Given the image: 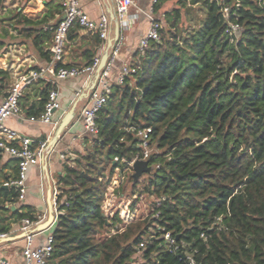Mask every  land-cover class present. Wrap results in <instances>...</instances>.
Segmentation results:
<instances>
[{
	"label": "trees",
	"instance_id": "16d2710c",
	"mask_svg": "<svg viewBox=\"0 0 264 264\" xmlns=\"http://www.w3.org/2000/svg\"><path fill=\"white\" fill-rule=\"evenodd\" d=\"M54 3L36 25L61 12ZM177 5L164 15L160 39L137 53L136 72L113 85L90 147L75 166L66 162L58 178L49 264H139L137 257L141 264H264V0ZM195 9L198 17L185 20ZM232 24L237 32H230ZM54 29L34 32L48 59ZM89 32L101 42L98 30ZM3 45L0 40V50ZM87 54L85 66L95 60ZM7 78L0 68V87ZM52 89L46 86L29 116L43 111ZM146 128L152 130L150 162L160 165L144 174L140 190L153 198L152 213L122 226L119 210L107 214L104 202L117 172H128L131 195L137 194L139 180L128 163L143 157L138 133ZM0 197L16 203L20 189L0 187ZM8 210L14 219L0 226L1 234L14 222L39 221L30 205ZM168 232L172 247L164 243Z\"/></svg>",
	"mask_w": 264,
	"mask_h": 264
},
{
	"label": "crops",
	"instance_id": "0c3cea01",
	"mask_svg": "<svg viewBox=\"0 0 264 264\" xmlns=\"http://www.w3.org/2000/svg\"><path fill=\"white\" fill-rule=\"evenodd\" d=\"M52 1L61 5L63 2V0H5L4 8L0 10V40L4 43L0 50V68L7 72L8 83L4 85V88L0 87V102H2L11 86L20 76L39 71L50 65L53 56L52 46L54 37L51 45L46 48L51 53V59H48L35 46L34 32L42 27L45 29L56 28L62 20L63 7L61 12L55 14V17L49 18L47 23L35 24L36 22H40L49 13L51 7L49 3ZM78 1L80 7L92 19H99L104 13L108 14L111 18L112 11L115 12L113 0ZM161 1L160 7L156 10L157 1L155 2V0H134L135 5L130 9L128 25L121 29L122 46L120 53L108 75V81L113 85L116 84L123 66L126 64L131 65L136 59L137 53L142 52L140 43L151 26V17L162 20L165 13L175 6V2L168 5L170 0ZM25 18L32 23L25 22ZM19 19L22 20L21 24H17ZM113 28L115 29V25ZM76 35V37L68 36L64 64L85 66L87 64V51L95 53V58H101L106 49L108 39L104 41L100 38L101 42L98 43V39L91 32L84 29H78ZM93 76L94 73L59 79L49 74L45 78L33 81L23 91L20 99L21 112L9 117L6 125L34 141L45 139L51 141L62 117L73 106L74 102L86 90L89 84L92 83ZM48 85L53 87L52 90H56L59 93L62 105L55 115L58 122L57 126L31 121L28 115V109L32 104H40L42 91ZM88 103L89 98H85L78 103L77 116L59 139L55 149L39 164L28 167L24 197L21 198L20 196V200L16 203L4 201V198L0 197V226L10 223L14 219L8 209L16 211L22 205L34 207L39 216V221L32 223L27 229L24 228L26 226L24 220L12 223L11 231L6 234L19 235L23 232L31 233V230L37 224L44 222L48 218V197L51 192L52 201L53 203L55 202L56 193L60 191L58 178L64 174L66 162L75 166L79 155L85 153L91 145L93 134L85 130L82 115L83 108ZM18 172V160L9 153L0 150V187L8 188L9 186L5 185V183L16 179ZM122 178L123 176H120L119 172L115 174L109 187V190L112 191L111 195L115 196L114 190L120 189L124 180ZM111 200V202H114L113 198ZM53 228L54 226L46 231L33 233L35 246L44 245L49 235L52 234ZM25 244L26 236L12 242L1 243L0 260L5 259L12 264H25L23 255Z\"/></svg>",
	"mask_w": 264,
	"mask_h": 264
},
{
	"label": "built area",
	"instance_id": "2783aa9c",
	"mask_svg": "<svg viewBox=\"0 0 264 264\" xmlns=\"http://www.w3.org/2000/svg\"><path fill=\"white\" fill-rule=\"evenodd\" d=\"M157 0H155L156 2ZM116 17L118 18L121 29L128 25L130 9L135 5L134 0H113ZM63 17L54 31V43L52 46V59L50 65L42 68L39 71H34L27 75L20 76L16 82L11 86L8 93L0 102V150H3L18 160L19 176L5 183L7 186H16L20 189L21 198L24 197L26 192V173L30 165L39 164L48 154L51 153L50 140H37L34 141L29 137H25L18 131L9 128L6 121L9 117L17 115L21 112L20 99L23 91L29 84L40 78H45L49 74L59 79H66L77 77L81 74H93L100 62V58H95L93 64L79 68V67H65L64 57L66 53V44L68 41V33L75 25L80 26L84 30H98L100 38L104 41L109 39L114 31L113 22L110 16L106 13L102 14L99 19L90 18L84 10L80 7L78 0H63ZM163 26L162 20L151 17V26L141 40L140 48L143 52L149 47L150 42L160 39V29ZM238 25L232 24L230 32H237ZM122 46V37L120 34L119 39L115 42L114 47L110 52L109 62L101 73L96 87L91 91L89 96V103L83 108V122L85 130L90 134H97L98 127L96 119L98 112L107 102L108 96L112 91L113 84L108 81V75L120 53ZM136 68L130 64L123 66L118 75L116 84H123L126 78L132 76L136 72ZM62 107L59 93L56 90H51L48 94V99L44 105L43 111L38 116H30L31 121L41 122L57 126L58 122L55 118L56 112ZM151 128L139 130L141 144L143 149V157L135 158L128 164L132 167L136 159L151 160L153 156V148L150 145ZM63 156V155H62ZM64 157V156H63ZM118 160V158H116ZM150 165L159 168L160 165ZM133 169V167H132ZM60 191H57L55 198V208L57 213V196ZM123 213V211L121 212ZM127 214L129 212L127 211ZM113 215V214H112ZM27 229L32 223L29 220H24ZM7 234H1L0 237ZM165 244L172 247L175 243L170 232L164 234ZM144 246V243H141ZM54 251V237L49 235L47 242L41 246H35L34 234L27 232L26 244L23 249L25 264H49V258ZM0 264H12L8 260H0Z\"/></svg>",
	"mask_w": 264,
	"mask_h": 264
},
{
	"label": "water",
	"instance_id": "95a60500",
	"mask_svg": "<svg viewBox=\"0 0 264 264\" xmlns=\"http://www.w3.org/2000/svg\"><path fill=\"white\" fill-rule=\"evenodd\" d=\"M111 19L112 22L115 25L114 29V35L111 36L107 41L106 49L103 53V55L100 58V62L96 68V71L94 73V78L92 83L89 84V86L86 88L84 92L77 98V100L74 102L73 106L65 113V115L62 117L61 121L59 122L54 137L50 141L51 150H54L57 142L59 139L63 136V134L66 132L67 128L73 123L74 119L77 116V106L78 103L85 99L89 98L91 91L96 87L97 82L101 76V73L106 68L109 59H110V51L114 47L115 42L119 39L121 34V25L116 17L115 12L112 11L111 13ZM133 178L134 182H137L144 174L152 173L153 172V166L150 165L149 160H143V159H136L133 163ZM48 205H49V215L48 218L39 224L36 225V227L31 230V233L35 232H43L48 229H50L57 220V213L54 206V203L51 198V192L48 197ZM15 209V208H13ZM27 236V232H23L22 234L15 235V234H7L6 236L0 237V244L5 242H12L18 238H23Z\"/></svg>",
	"mask_w": 264,
	"mask_h": 264
},
{
	"label": "rangeland",
	"instance_id": "374dc122",
	"mask_svg": "<svg viewBox=\"0 0 264 264\" xmlns=\"http://www.w3.org/2000/svg\"><path fill=\"white\" fill-rule=\"evenodd\" d=\"M179 0H170L168 5H171L175 2V6H178ZM186 1V0H185ZM188 2V1H187ZM197 8V7H196ZM196 10V9H195ZM185 11V9H184ZM198 17V10L190 12V14L187 16L185 15V20L189 18L196 19ZM187 18V19H186ZM162 24L164 25V17L162 18ZM185 24H188L185 22ZM128 172L124 173L125 176L122 178L124 179V188L126 189L123 192H120L119 189L114 190V195L112 194L111 190H108L107 198L104 202V210L107 214L111 215L114 214L117 210H119L120 216L123 219V225L129 224L130 222L145 219L150 216L152 213V201L153 198L147 196L146 194H141L140 190L143 188V183L146 181L147 175H143L139 179V183L137 186V194L135 196L131 195L132 191V182L129 180V177L127 175ZM120 193V194H118ZM123 194V195H122ZM114 202H111L112 199ZM137 198V200L134 202V200ZM135 203V204H134ZM112 210V211H110ZM123 211V213H121ZM127 211L129 214H127ZM138 258V263L141 264L143 261L140 257Z\"/></svg>",
	"mask_w": 264,
	"mask_h": 264
}]
</instances>
